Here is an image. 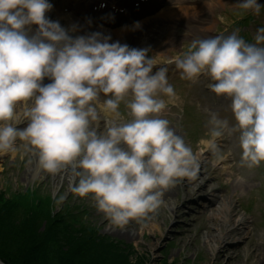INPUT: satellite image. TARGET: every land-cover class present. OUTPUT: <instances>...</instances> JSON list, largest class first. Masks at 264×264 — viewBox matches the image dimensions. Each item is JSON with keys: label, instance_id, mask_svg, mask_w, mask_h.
<instances>
[{"label": "clouds", "instance_id": "1", "mask_svg": "<svg viewBox=\"0 0 264 264\" xmlns=\"http://www.w3.org/2000/svg\"><path fill=\"white\" fill-rule=\"evenodd\" d=\"M238 6L260 13L258 0ZM49 0H0V155L26 142L40 169L73 170L71 191L90 198L113 226L145 218L160 207L163 191L191 176L196 157L169 121L162 118L176 93L167 67L153 72L148 48H132L92 32L73 37L58 21L47 18ZM35 25L29 35L27 27ZM138 26V24H137ZM74 31V29H72ZM254 43L236 32L193 39L188 51L170 63L181 79L206 77L208 89L230 100L235 123L212 113L213 145L238 132L241 164L264 163V27ZM48 78L51 82L44 85ZM105 113L119 117L125 98L131 119L98 132L99 97ZM23 105L27 126H15Z\"/></svg>", "mask_w": 264, "mask_h": 264}, {"label": "rangeland", "instance_id": "2", "mask_svg": "<svg viewBox=\"0 0 264 264\" xmlns=\"http://www.w3.org/2000/svg\"><path fill=\"white\" fill-rule=\"evenodd\" d=\"M199 1L202 2L201 5ZM219 1H222V5ZM238 4L239 0H186L180 5L171 3L169 8H178L186 13L173 29L176 31L171 34L172 30L168 31L167 26L164 30L158 27L146 34L142 33L145 41L154 35L160 40L161 44H152L151 41L147 43L153 49L149 53L154 52L150 55L154 64L172 65L170 61L186 53L193 39L227 36L236 32L238 35L248 34L254 43L257 29L264 27V7L260 11L262 16L251 13L252 22L249 27L242 28L246 27V22L239 30L237 23L240 20L243 23L249 11L241 9ZM162 23L161 21L160 26L163 28L165 25ZM132 36L130 33L128 37ZM139 37L140 33L137 39ZM175 73L178 76L177 72ZM201 78L188 81L177 77L174 80L176 96L171 102L168 100L167 107L170 127L184 139L195 156L201 152L206 153L204 162L209 163L210 171L205 172L200 168L198 174L194 172L191 176L179 178L164 190L169 196L166 201L161 198L160 207L145 218L130 220L123 227L113 226L103 213L97 211L93 200L80 198L71 191V168L55 174L40 168L36 171L35 153L29 150L26 142L20 140L16 141L15 152L0 155V212H4L0 218L4 219L11 211V216L6 220L9 226L19 221L25 236L29 235L34 227V234L46 239L35 243L31 239L26 245L22 243L33 251L31 263L59 264L55 254L59 252L63 264H264L262 165L253 168L234 166L230 152L223 148L224 143L219 138L212 146L210 131L204 130L206 125L202 120L199 119L197 126H190L193 119L199 118L195 107L190 106L197 105V110L219 108L222 107V102L219 103L218 100L225 98H214L207 94L206 90L196 96L197 82ZM205 93L207 95H204ZM176 105V108L171 107ZM119 115H126L124 105L119 109ZM217 116L227 120L229 127L235 123L227 113H218ZM19 121L14 122L16 127L22 129L27 126L25 119ZM104 124L105 121L101 127ZM227 136L229 147L237 148L238 132ZM212 165L217 166L216 171ZM226 171H231V175L232 171L236 174V178L232 177L233 182H246L250 189L236 190L231 196L233 185L227 182L224 175ZM226 185L230 187L227 195L222 191ZM198 187H201L202 192L196 194ZM212 190L216 191L210 194ZM235 197L237 198L233 199ZM217 201L231 204L228 205V215L231 216V210L234 209L236 215L233 218L242 223L237 227L235 235L229 233L225 241L227 243L220 245L219 251L223 247L226 248L222 255H218L217 250L213 251L215 245L212 238L231 228H227L230 224L223 227L220 223L213 222ZM8 202L11 207L3 211ZM34 215L39 221L33 220ZM51 221L55 222L54 233L61 236L56 237L61 245H56V241L49 238V235L45 237L46 228ZM2 222L0 220V224ZM63 226L70 227L74 232L75 229H88L86 235L91 239L85 241L87 237L79 238L71 234L63 238ZM17 238L19 237L14 235L6 239L4 247L18 248L21 242ZM87 242L89 244L84 246ZM54 246L58 248L53 250Z\"/></svg>", "mask_w": 264, "mask_h": 264}, {"label": "trees", "instance_id": "3", "mask_svg": "<svg viewBox=\"0 0 264 264\" xmlns=\"http://www.w3.org/2000/svg\"><path fill=\"white\" fill-rule=\"evenodd\" d=\"M8 207H11V204L9 202L3 207V211H5ZM3 213L4 212L1 211L0 216L3 215ZM10 216H11V211L8 213V216L5 217L4 219L0 218V220L3 221L0 224V260L2 262H4L5 264H34V263H31L32 262L31 256L33 255V251L29 250V248L22 245V243H25V245H26L27 243H29L31 241V239H32V241H34V243L38 242V241H46V239L42 238L41 236H38L37 234H34V227L31 229V233L29 235L25 236L24 235V229H23V227L19 221H15V222H13V225L9 226L7 221H8V218ZM33 220L39 221L37 216H35V215L33 216ZM54 221H56V220L54 219ZM54 221H51L48 223V227L46 228L47 232L45 233V235H46L45 237H48V235H49V238L56 241V243H55L56 245H61V243L56 239V237L61 238V236L55 234L54 233L55 229L53 230V227H55ZM18 224H20V225L18 226ZM63 227L65 229V232L63 234L64 235L63 238H66L67 235L71 234V235L78 236L79 238L87 237V239H85V241L91 239L90 237H88L86 235V232L88 229H85V228L79 229V230H84V231H79V230L75 229L76 232H74V230L72 231L70 227H67V226H63ZM3 229L5 231H3ZM14 235L16 237H19V238H17V240L19 242H21V244H19L18 248H16V249L5 248L4 247V241L6 239L11 238ZM87 244H89V242L84 244V246H86ZM57 248L58 247L54 246L53 250L57 249ZM58 250L60 251V248ZM8 251H10V252H8ZM55 254H56V257L59 261V264H63L62 259H61V255L59 254V252H57Z\"/></svg>", "mask_w": 264, "mask_h": 264}, {"label": "bare ground", "instance_id": "4", "mask_svg": "<svg viewBox=\"0 0 264 264\" xmlns=\"http://www.w3.org/2000/svg\"><path fill=\"white\" fill-rule=\"evenodd\" d=\"M202 3V2H201ZM200 3V4H201ZM173 14H175L176 12H172ZM172 13H169V14H167V18H172L173 17V15H172ZM176 15V14H175ZM46 16L47 17H49V16H51V11H49V12H47L46 13ZM177 17H180V16H182V15H176ZM140 25H142V24H140ZM139 25V26H140ZM171 27H169V31L170 30H172V32H171V34L172 33H174V31H176V30H173V27H176V26H178V24L176 23V22H173V25H170ZM31 28V31L32 32H35V29H36V26L35 25H33L32 27H30ZM118 33H120L117 37L118 38H120V37H122L123 35H124V33H125V31L123 30V31H120V32H118ZM168 34H170V32H168ZM23 105H18V107H17V117H16V121H15V123H19L20 121L19 120H22V119H24V118H22L23 117ZM110 116H111V114H110ZM101 118H103V115H101L100 116ZM113 116H111V118H112ZM113 121H115V120H113ZM97 125V124H96ZM97 129H100V132H102L104 129H102V128H100L99 126H97ZM32 153L34 154V152L32 151ZM35 156H36V154H34ZM205 155H206V153H201V154H198L197 156H196V167H195V170H194V172H196V174H198V172H199V170H201L200 168H203V170H206V171H209L210 170V168H209V166L208 165H205L204 164V157H205ZM34 156V157H35ZM36 163H37V156H36ZM213 168L214 169H216V167H215V165L213 166ZM39 169V166H38V164L36 165V171ZM222 172L223 171H225V170H221ZM229 173H231V171H227L226 172V175H227V179H228V182H230V183H232V194H231V196H233L234 195V192L236 191V190H243V191H245V190H248V186L247 185H244V184H242V183H239V182H233L232 181V177H233V179H234V174H229ZM241 187V188H240ZM228 188H230L229 186H224L223 188H222V191H224L225 193H226V195L228 194ZM245 189V190H244ZM202 192V189H201V187H198L197 189H196V191H195V193L196 194H199V193H201ZM214 191L212 190L211 192H210V194L211 193H213ZM168 196H169V193L167 192V193H165L164 191H163V195H162V200L163 201H166L167 199H168ZM237 197H235V198H233V199H236ZM218 205V206H217ZM228 205H230L231 206V204H227V203H225L224 201H222L221 203H219V201H217L216 203H215V206H217V208H215L214 209V211L216 212V215H215V217H214V220H213V222H215L216 221V223H220L221 224V226H223V227H226V225L227 224H230L229 225V227H227V228H231V229H225V231H222L218 236H217V234H216V237L214 238H212L213 240H212V242H213V244L215 245V248H213V251L214 250H217V253H218V255H222V254H224L225 253V249L226 248H222L221 249V251H219V248H220V245H223V244H226L227 242H225L226 241V239L229 237V233H233L234 235H235V233H236V231H237V227H239V226H241L242 225V223L241 222H239V221H236L233 217L236 215V213H234V209L233 210H231V207H230V210L231 211H233V213L231 214V216L230 215H228V213H229V206ZM214 206V207H215ZM220 208V209H219ZM217 209H219L218 211H217ZM243 222V221H242ZM222 229H224V228H222ZM232 236V235H231ZM230 236V237H231Z\"/></svg>", "mask_w": 264, "mask_h": 264}]
</instances>
